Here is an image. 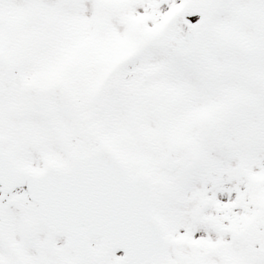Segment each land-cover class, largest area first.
I'll use <instances>...</instances> for the list:
<instances>
[{"label":"snow or ice","instance_id":"snow-or-ice-1","mask_svg":"<svg viewBox=\"0 0 264 264\" xmlns=\"http://www.w3.org/2000/svg\"><path fill=\"white\" fill-rule=\"evenodd\" d=\"M0 264H264V0H0Z\"/></svg>","mask_w":264,"mask_h":264}]
</instances>
